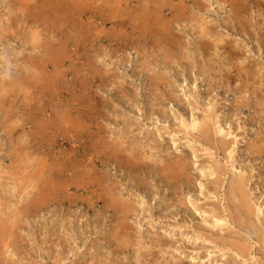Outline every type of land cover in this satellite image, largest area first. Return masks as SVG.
Here are the masks:
<instances>
[{"label": "rangeland", "instance_id": "rangeland-1", "mask_svg": "<svg viewBox=\"0 0 264 264\" xmlns=\"http://www.w3.org/2000/svg\"><path fill=\"white\" fill-rule=\"evenodd\" d=\"M93 1L0 0V36L30 41L49 75L50 52L64 49L60 69L67 75L55 91L77 106L80 93L72 94V83L91 86L83 101L90 119L81 121L90 130L76 145L65 140L73 132L56 128L40 142L31 124L14 123L22 96L13 102L0 93L6 96L0 100V264H264V151L251 150L264 147V0H186L165 40L130 37L110 21L99 27L107 42L94 40L92 14L78 12L91 11ZM110 1L120 11L145 3ZM32 17L41 24L34 26ZM73 35L76 41L65 40ZM39 56L17 58L15 71L35 75L29 62L41 63ZM98 75L105 81L96 87ZM197 122L210 130L211 144L194 130ZM96 137L132 170L113 162L98 167L115 189L114 201L132 207L123 221L131 240L126 247L115 241V219L101 204L87 209L57 194L42 200L49 168ZM233 180L244 184V201L230 192Z\"/></svg>", "mask_w": 264, "mask_h": 264}, {"label": "bare ground", "instance_id": "bare-ground-1", "mask_svg": "<svg viewBox=\"0 0 264 264\" xmlns=\"http://www.w3.org/2000/svg\"><path fill=\"white\" fill-rule=\"evenodd\" d=\"M53 1L56 3L57 2L60 3L62 0H53ZM168 1L172 2V0H145L144 5L140 4L139 8H136V6H135V8L132 6H130V7L128 6L129 8H127V6H126L125 11L124 10L120 11V7L122 8V6L120 5V3L118 1L114 4V6H111L112 3L110 0H96V1L92 2L94 4V7L92 8L91 11H90V9H88L89 10V12H88V10L84 7V8H79L78 12L82 16L85 14L91 13L92 19H94V23L97 22L95 25V28H94V31L96 32V36H94L95 41L100 42L104 39V41L107 42L106 38L108 35L107 34H101L102 30H99V27H101L102 24H105L106 22H110V21H111L112 25H114L115 28H118V31H120L121 29H124V28H125L123 30L124 32L129 31L127 34L130 35V37L140 38V37H146L148 34H155V35H158L160 39L162 38L163 40H165V38H166L165 35L169 34L171 26L174 23L179 22V20L182 18L183 11L186 9V6H187V5H185L187 2L186 0H177L176 5H170V3ZM69 2H71V1H69ZM52 4L53 3L51 2L50 5H52ZM115 5H118L119 7L115 6ZM74 7L76 8V6H74ZM20 9H21V7H20ZM54 10H56L55 4H54ZM58 11H60V10H58ZM58 11H56V12H58ZM166 12H167V14H165ZM158 16H160V17H158ZM125 18H127V21H125L126 20ZM66 19H67V17H66ZM112 20H115V21H112ZM36 22H37L36 19L33 18L32 24L34 26L36 24H41V23H36ZM42 22H43V19H42ZM53 23H54V20H53ZM44 25H45V27L48 26L46 24H44ZM53 26H52V29H53ZM75 27H74V29H75ZM87 32H88V30H87ZM139 32L141 34H139ZM73 33H71V34H73ZM51 34H52V32L50 33V35ZM79 34H80V32H79ZM84 34H86V33L84 32ZM90 35H92V34H90ZM119 35L120 36L117 39H120L122 46H126V44L123 43L124 39L122 38V34L119 33ZM80 37H81V35H80ZM65 38H66L65 40H68V42L70 43V41H72V42L76 41L78 37L76 38V35H73V36H68ZM48 39H46L47 41L45 43V44H47V46H49L50 42H51ZM82 39L84 40V37H82ZM64 45H66V43H64ZM71 46L74 47L75 45L71 44ZM63 52H64L63 48H58L57 50L54 49L53 52H50L51 56L49 57V62H50V66L52 67L50 75L46 71L47 67L44 66V64H45L44 61L46 59H43L42 57L39 56L38 61L41 60V63L37 62V58H35L36 60L29 62V64H30L29 67L30 68L32 67L34 74L36 73L35 75L28 74V72L30 73L31 69L29 70L28 68H23L22 71L23 72L25 71V73H27V74L23 75V78L19 79L17 84L15 85V87L10 89L9 91H7V88H5L4 86L3 87L0 86V93L7 95V99H9L11 97V99H9L10 101L17 100L20 96H22L23 102L20 104L19 108L17 110H15L16 113L14 114V117H15L14 123L18 124V122H19L18 120H20L22 118L23 124L25 126H27L28 124H31L32 127L36 130L37 136L39 137L38 140L40 142L42 141L43 134L46 130L48 131L51 128L52 129L56 128V130H55L56 132H57V130L60 131L59 129H63L66 133L67 132H73L74 135H71L72 133H67L69 135V139H65V138L64 139L69 140L74 145H76L78 143L77 136L81 137L83 131H85L87 129L90 130V126H87L84 123H81V121H85L87 119H90L88 112H87V108L84 106L83 101L85 103L86 98L88 96V91L91 88V86L85 85V83L84 84L80 83L81 85H79L78 82H75L73 80L74 82L72 83V85H73V87H72L73 93L72 94H76L77 92L80 93V99H79L78 105H77L78 107L71 101L72 99L70 97H68L67 95H64V94L63 95L59 94L60 93L59 90L58 91L54 90L55 85L57 87L58 79H60L59 77H63V76L67 75L66 73H64L63 70L60 69L62 61H63V59H62ZM46 55L49 56L48 51L45 52L43 50L42 56H46ZM236 72L241 73V68L240 69L237 68ZM99 78L100 79H98V80L96 79L94 82V85L96 87H98L99 85H102V82H103L102 79H104V77L102 75H100ZM101 80H102V82H100ZM40 81L42 83H40ZM104 81H105V79H104ZM74 83H76V85H74ZM96 84H98V85H96ZM51 85H52V87H51ZM8 88H10V87H8ZM10 92L15 93L13 95V98H12V95ZM4 95L3 96L0 95V100L2 99V101H4V99L6 98V96H4ZM59 98L61 99V101H58ZM82 99H84V100H82ZM46 100H48V102ZM55 100L57 103H54L55 105L52 108L51 102H53ZM89 101H91V100L89 99ZM11 104L12 103L8 104V109L14 110V108L12 107ZM3 107H5V106L3 105ZM51 109H53V110H51ZM9 111L10 110H7L5 113H8ZM2 113H4V112H2ZM46 113H48V114H47V116L45 115V117H44V114H46ZM11 118H13V117L8 116V117H6V120L9 121ZM200 124L201 123L197 122V125H196L194 130H196L198 132V134L202 138L203 142H205L207 144H211L212 143V134L210 133V130L207 128H204ZM98 131H99V129H98ZM96 134H98V133L96 132ZM26 135H23L24 137L22 139H25ZM22 141H24V140H22ZM32 143H34V142H32ZM216 143H217V145H220V141L216 140ZM38 144L41 146L40 143H38ZM106 144L107 143H105V141H103V138L96 137V139H94V141L90 140V143L88 145L79 143L77 146L72 147V150H70V154H71L72 158L70 157L71 159H69V161L66 160L67 162L62 161L61 163H55L54 167L49 168L48 172L46 173L47 174L46 175V184H45L46 188H45L44 193L42 194V196L44 197V199H42V200H44L43 203H45V201L49 202L52 200L50 198L54 194H57V198H56L57 200H62L63 198L66 199L68 197H73V200H70L68 202L69 204L76 203L77 201H80V203L84 202L83 204H85V207L87 209L101 204L102 212L110 213L112 218L115 219V221H114L115 223H114V227H113L114 233L112 232L114 234L113 236H115V238H114L115 241L117 242V244L119 246L126 247V246L130 245L131 240H130L129 235L127 234L128 228L124 224L123 221L126 219V215L130 213L132 207L130 205L127 206L128 205L127 203H126L127 205H125L126 201L123 203L118 201L119 199L117 201H114L113 195H115L114 194L115 189L112 186L105 184L106 175H104V174L101 175L98 173V171H99V168L103 169L105 167H108V164L111 162L117 164L118 167H123L125 169H129L130 171H132V170L129 166H127L126 164H123L121 161H119V164H118L117 160H116L117 157L115 155H112L113 152L109 153V154L106 152V150L108 149ZM262 146H264V144ZM110 147H111V145H110ZM38 149H39V147L37 148V150ZM251 150L253 152L256 150V153L260 154L261 152L264 151V147L263 148H256L255 147ZM58 152H59V150H58ZM118 155H119V153H118ZM63 156H64V153L62 154V157ZM123 159H124V157H123ZM144 164L145 163H143V165ZM162 167H163V165H162ZM23 170H24L23 178H28L29 175L25 172V168ZM161 171H162V169H161ZM177 173H178V171H177ZM55 174H56V176H55ZM59 174H62V181H63L60 184L58 183V181H59L58 179H60L58 176ZM67 174H70L69 178H68ZM63 176H66L67 178L64 179ZM111 185H112V182H111ZM243 185L244 184H242L241 180H233L231 182V186L229 187L230 192L237 195V196H240L242 201H244L242 199L243 198V189H244ZM70 191H73V194H70ZM39 194L40 193H38V195ZM119 194L120 193H118V195ZM101 200H104V201H102V203H101ZM40 204H41V202H40ZM236 211L238 212V210H236ZM244 213L246 216H248V214H251L250 210H248L247 208L245 209ZM213 225L218 226L217 221ZM233 247L235 250H237L238 253H240L242 251L240 249V247H237V246H233Z\"/></svg>", "mask_w": 264, "mask_h": 264}, {"label": "clouds", "instance_id": "clouds-1", "mask_svg": "<svg viewBox=\"0 0 264 264\" xmlns=\"http://www.w3.org/2000/svg\"><path fill=\"white\" fill-rule=\"evenodd\" d=\"M39 51L36 48L30 49V41L20 40H7L4 36H0V85H5L10 88H14L19 79L23 78L25 74L23 71L16 72V60L17 58L31 59L32 57H38ZM13 69V75H8V69ZM2 164V161H0Z\"/></svg>", "mask_w": 264, "mask_h": 264}]
</instances>
